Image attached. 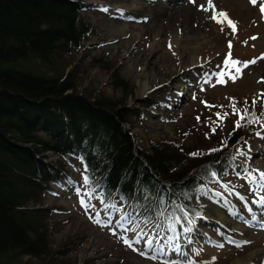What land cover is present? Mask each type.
<instances>
[{
	"label": "rangeland",
	"instance_id": "obj_1",
	"mask_svg": "<svg viewBox=\"0 0 264 264\" xmlns=\"http://www.w3.org/2000/svg\"><path fill=\"white\" fill-rule=\"evenodd\" d=\"M84 1L90 5L84 17L93 32L85 46L74 53L85 62L81 88L96 86L113 97H121L123 90L114 87L109 69V66H117L121 76L134 86L133 94L128 96L133 108H138L146 95L159 99V106L144 107L129 124L141 146L176 139L187 152L216 149L239 119L233 113L230 98H235L241 112L247 108L259 119L247 126L248 133L236 149L235 165L229 174L215 180L207 190L203 187L202 217L188 215L183 219L148 220L147 215L133 212L121 199L106 200L99 190L85 184L83 170L73 169L76 178L46 198L47 205H62L66 209L65 213L54 217L56 225L50 237L54 245L58 247L69 239L76 242L66 255V261L60 264L81 263L89 258L96 259V264H232L253 253L252 263L264 264V197L260 196H264V190L257 192V187L253 186L262 182L263 189L264 185V180L260 179V172H264V97L257 95L264 93V59L261 58L264 55V14L260 10L264 0H257L255 5L250 0H213L217 11H225L236 22L235 33L226 24L210 19L212 10L207 0H127L131 8L118 7L119 0ZM166 3L176 6L171 13L163 15L167 10L161 4ZM201 5L209 10L204 11ZM161 14L163 16H159ZM156 15L160 20L150 23ZM116 21H126L129 27L121 30L114 24ZM154 34L158 35L160 45L153 42ZM175 34H180L179 43L173 42ZM229 40L234 59L256 62L243 69L242 76L235 82L225 76L227 83L218 84L214 73L224 66ZM155 45L158 49L153 50ZM194 58L199 62L193 63ZM179 67L183 69L175 74ZM145 79L149 84L142 90ZM254 98L255 105L252 104ZM217 112L222 116L228 114L218 124L214 123L218 120ZM246 123L245 120L243 125ZM235 173L241 174L243 179ZM249 173L256 179H251ZM225 184L235 188L226 190ZM213 188L227 192L232 201L246 199L257 220L248 224L240 219L237 224L232 214L234 207L224 200L221 202ZM82 196L91 205L88 209L80 203ZM215 208H223L235 220L234 231H229L215 218ZM237 234L248 243L230 239ZM192 237L203 243L189 242ZM212 238L222 243L217 244ZM149 239L153 240L150 246Z\"/></svg>",
	"mask_w": 264,
	"mask_h": 264
},
{
	"label": "trees",
	"instance_id": "obj_2",
	"mask_svg": "<svg viewBox=\"0 0 264 264\" xmlns=\"http://www.w3.org/2000/svg\"><path fill=\"white\" fill-rule=\"evenodd\" d=\"M89 6L0 0V264L66 261L74 239L57 247L50 238L54 217L66 209L46 198L76 178L75 168L106 200L121 199L148 220L198 216L206 186L229 174L248 133L253 112L216 151L187 152L176 139L141 146L129 124L159 99L146 95L133 108L134 86L117 66L109 69L121 97L81 88L85 62L74 53L93 32L84 17Z\"/></svg>",
	"mask_w": 264,
	"mask_h": 264
},
{
	"label": "snow or ice",
	"instance_id": "obj_3",
	"mask_svg": "<svg viewBox=\"0 0 264 264\" xmlns=\"http://www.w3.org/2000/svg\"><path fill=\"white\" fill-rule=\"evenodd\" d=\"M192 2H194V0H192ZM250 2L252 4H256L257 0H250ZM207 3L209 5V7L212 10V15L210 16V19L214 20L217 24L220 25H224L226 24L229 28H231L232 32L235 33L236 31V22L233 21L232 19L229 18L228 14L225 11H217L216 10V6L213 4V0H207ZM201 8L204 11H208L209 8L205 7L204 5H201ZM260 10L261 13L264 14V3L260 4ZM223 27L221 28V31H223ZM250 39H255V37H251ZM245 43H247L245 41ZM171 47V45H170ZM228 48L229 51L226 54L224 61H223V67L220 69V71L214 73V75L217 77L216 83L218 84H225L227 83V80H225V76L228 77L229 80L235 82L237 79H239L242 76L243 73V69L247 68L250 64H254L256 61L255 60H250V61H240L238 59H234L232 56V42L231 40L228 41ZM262 59H264V55H262L261 57ZM219 67V66H218ZM234 70V71H233ZM262 81H264V77H262ZM214 86V85H213ZM258 97H264V93H259L257 94ZM231 100V107L233 110L234 114H237L239 116V119H237L236 121V126L240 127L241 126V121L244 120L246 117L250 116L248 109L245 108L243 110V112L240 111V109H238L236 107V103H235V98H230ZM257 102L256 98L253 99L252 104L255 105ZM203 103H205L207 105V102L204 101ZM248 101L245 100V104H247ZM222 107V106H221ZM227 113H224L223 116L221 115V113L217 112L216 116L218 118L217 123L222 120L224 118V116H227ZM262 115H264V113H262ZM197 119L199 120V117H197ZM259 117H255L254 114L251 115V120H258ZM212 131H215V127H213ZM212 151H216V149H213ZM190 155H199V153H190ZM213 175H215V173H213ZM249 177L253 180L256 179V177L251 176V173H249ZM260 179L264 180V172H260ZM85 184H87L88 178L85 177L84 178ZM88 195H91L90 193ZM80 203L85 207V209H88L89 207H91V205L84 199V197H81ZM97 215H99L97 213ZM97 223H100L99 220H96ZM264 226V225H262ZM125 243L129 244V246L131 247V243L127 240H125ZM153 243V240L149 239L147 241V244L150 246ZM245 243H248L247 241H245ZM142 255L144 254L143 252L141 253Z\"/></svg>",
	"mask_w": 264,
	"mask_h": 264
},
{
	"label": "bare ground",
	"instance_id": "obj_4",
	"mask_svg": "<svg viewBox=\"0 0 264 264\" xmlns=\"http://www.w3.org/2000/svg\"><path fill=\"white\" fill-rule=\"evenodd\" d=\"M119 6L118 7H130L129 6V4H128V2H127V0H119ZM104 4H105V1H104ZM108 4V3H107ZM161 5H164V7H165V9L167 10V12L166 13H162L163 15H166V14H168V13H171L175 8V6L176 5H171L170 3H166V4H161ZM160 5V6H161ZM117 7V6H116ZM131 8V7H130ZM132 8H134V7H132ZM129 9V8H128ZM133 10V9H132ZM149 12V11H148ZM159 15V16H163V15ZM157 17V18H156ZM160 20V19H158V15H156L155 16V18L150 22V23H152V22H154L155 20ZM115 25H117V26H119L120 27V29L121 30H125V29H127V27H129V25H128V23L126 22V21H116L115 23H114ZM139 34V33H138ZM154 35H156V36H154V38H153V42L154 43H156V44H158V45H160L159 43H160V40L157 38L158 37V35L157 34H154ZM182 36V35H181ZM160 38V37H159ZM175 41H177L178 43H179V41H180V34H175V36H174V41L173 42H175ZM156 48L158 49V47H156V45L154 46V48H153V50H156ZM152 50V51H153ZM194 61H193V63H196V62H199L198 61V59L197 58H194L193 59ZM144 64H143V69H145L144 68ZM140 67V66H139ZM181 69H183V67H179V68H176L175 69V71H174V73L176 74V73H178ZM140 70H142V69H140ZM149 83H148V80L147 79H145L144 81H143V84H142V86H141V88H142V90H144L146 87H147V85H148ZM253 150H251V149H249V152H252ZM260 181V180H259ZM256 183V182H255ZM253 186H255V187H257V192H261V191H263L264 190V187H263V189H262V182H261V185H253ZM211 210V209H210ZM215 218L219 221V222H221L225 227H227L228 228V230L229 229H232L233 231L235 230V220L230 216V215H228V214H226V211L223 209V208H215ZM229 231H231V230H229ZM255 255V253H253L252 255H249V256H242L241 258H239V259H237L234 263H232V264H255V263H252V256H254ZM256 256H259V255H256ZM145 264H151L150 262H147V263H145Z\"/></svg>",
	"mask_w": 264,
	"mask_h": 264
}]
</instances>
